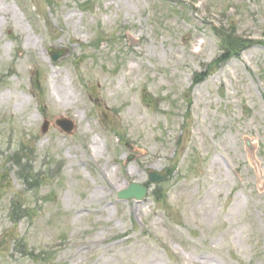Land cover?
I'll list each match as a JSON object with an SVG mask.
<instances>
[{
    "label": "rangeland",
    "instance_id": "obj_1",
    "mask_svg": "<svg viewBox=\"0 0 264 264\" xmlns=\"http://www.w3.org/2000/svg\"><path fill=\"white\" fill-rule=\"evenodd\" d=\"M263 41L264 0H0V264H264Z\"/></svg>",
    "mask_w": 264,
    "mask_h": 264
},
{
    "label": "water",
    "instance_id": "obj_2",
    "mask_svg": "<svg viewBox=\"0 0 264 264\" xmlns=\"http://www.w3.org/2000/svg\"><path fill=\"white\" fill-rule=\"evenodd\" d=\"M189 37H186L184 39V43L188 41ZM53 53V50H51V54ZM66 53H58V54H52L54 61H58L62 56H64ZM55 126H57L63 133L67 135L73 134L74 131V125L68 120L60 119L55 122ZM49 129V123L45 122L43 127V133H46ZM136 151V150H134ZM139 152V151H136ZM140 153V152H139ZM141 154V153H140ZM134 157L131 156L129 160H132ZM163 176H159L153 172H150L149 179L151 182H160L163 180ZM147 190L145 188H142L138 186L137 184L131 185L127 190H124L123 192L119 193L118 198L120 200H136L141 201L146 196Z\"/></svg>",
    "mask_w": 264,
    "mask_h": 264
},
{
    "label": "trees",
    "instance_id": "obj_3",
    "mask_svg": "<svg viewBox=\"0 0 264 264\" xmlns=\"http://www.w3.org/2000/svg\"><path fill=\"white\" fill-rule=\"evenodd\" d=\"M251 44L252 43H249L247 41L233 40L231 37H227L223 44L226 53H224V55L220 57L218 64L225 63L230 58L237 57L239 53L237 52V50L235 51V48H238V50H242L244 48L250 47ZM201 81L202 78H198L196 80V84H199ZM19 176L25 181L26 184L29 182V179H31L29 177V171L27 172V175H24V173L21 172Z\"/></svg>",
    "mask_w": 264,
    "mask_h": 264
}]
</instances>
